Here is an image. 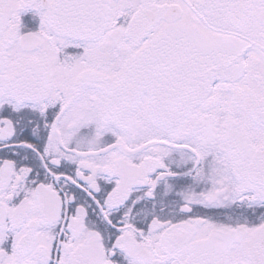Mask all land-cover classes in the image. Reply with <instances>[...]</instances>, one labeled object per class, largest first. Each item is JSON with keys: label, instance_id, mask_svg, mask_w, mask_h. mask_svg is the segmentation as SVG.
Wrapping results in <instances>:
<instances>
[{"label": "snow or ice", "instance_id": "6c2138e0", "mask_svg": "<svg viewBox=\"0 0 264 264\" xmlns=\"http://www.w3.org/2000/svg\"><path fill=\"white\" fill-rule=\"evenodd\" d=\"M0 264H264V0H0Z\"/></svg>", "mask_w": 264, "mask_h": 264}]
</instances>
